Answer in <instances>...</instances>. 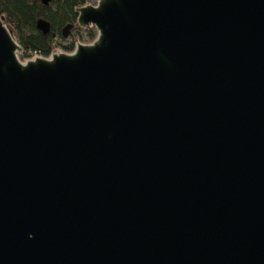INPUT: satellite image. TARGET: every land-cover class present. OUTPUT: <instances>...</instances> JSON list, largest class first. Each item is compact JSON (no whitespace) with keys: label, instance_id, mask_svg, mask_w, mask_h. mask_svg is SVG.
<instances>
[{"label":"water","instance_id":"1","mask_svg":"<svg viewBox=\"0 0 264 264\" xmlns=\"http://www.w3.org/2000/svg\"><path fill=\"white\" fill-rule=\"evenodd\" d=\"M76 12L26 61L0 17V264H264V0Z\"/></svg>","mask_w":264,"mask_h":264},{"label":"trees","instance_id":"2","mask_svg":"<svg viewBox=\"0 0 264 264\" xmlns=\"http://www.w3.org/2000/svg\"><path fill=\"white\" fill-rule=\"evenodd\" d=\"M91 0H0V17L4 19L6 25L11 28L23 48L20 59L25 61L32 58L34 54L44 58L50 57L53 45L63 36V29L73 25V31L81 30L77 25L78 14L76 9L87 5ZM45 20L50 24V32L43 34L37 28L39 20ZM73 33V34H72ZM90 41L97 37L95 30L89 31ZM69 37V36H68ZM67 37V38H68ZM76 37V36H75ZM74 43L65 46L67 52L74 50Z\"/></svg>","mask_w":264,"mask_h":264},{"label":"rangeland","instance_id":"3","mask_svg":"<svg viewBox=\"0 0 264 264\" xmlns=\"http://www.w3.org/2000/svg\"><path fill=\"white\" fill-rule=\"evenodd\" d=\"M97 2H98V0H91L88 4L96 5ZM93 30L96 31V29L94 27H88V28H83V29L81 28V30H75V31H73V33L75 34L76 37L74 36V38H73L71 35H69V37L66 39H60L59 38V40L56 41V44H61V47H59V46H56V47L61 48L62 52L72 53L75 49L72 52H67L63 49V47L71 46L73 43L75 45H77V42L83 43V44L92 43L93 41H90L89 31H93Z\"/></svg>","mask_w":264,"mask_h":264},{"label":"built area","instance_id":"4","mask_svg":"<svg viewBox=\"0 0 264 264\" xmlns=\"http://www.w3.org/2000/svg\"><path fill=\"white\" fill-rule=\"evenodd\" d=\"M62 52V49L61 48H59V47H56V45L54 44L53 45V49H52V53H51V55L50 56H52L53 54H55V53H58V52ZM37 57H40L39 55H37V54H34L33 56H32V58H30V59H34V58H37ZM27 60H29V59H27ZM26 61V60H25Z\"/></svg>","mask_w":264,"mask_h":264},{"label":"flooded vegetation","instance_id":"5","mask_svg":"<svg viewBox=\"0 0 264 264\" xmlns=\"http://www.w3.org/2000/svg\"><path fill=\"white\" fill-rule=\"evenodd\" d=\"M73 45V44H72ZM76 45H74V49H75Z\"/></svg>","mask_w":264,"mask_h":264},{"label":"bare ground","instance_id":"6","mask_svg":"<svg viewBox=\"0 0 264 264\" xmlns=\"http://www.w3.org/2000/svg\"><path fill=\"white\" fill-rule=\"evenodd\" d=\"M40 57H42V56H40ZM49 58V57H48Z\"/></svg>","mask_w":264,"mask_h":264}]
</instances>
